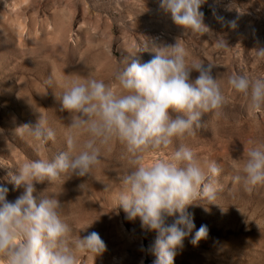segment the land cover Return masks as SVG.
<instances>
[{"label":"rangeland","instance_id":"1","mask_svg":"<svg viewBox=\"0 0 264 264\" xmlns=\"http://www.w3.org/2000/svg\"><path fill=\"white\" fill-rule=\"evenodd\" d=\"M200 11L209 29L203 35L177 26L160 0H0V186L8 189L7 200L24 190L10 174L18 175L25 161L66 150L71 119L59 99L67 80L91 75L115 87L113 75L127 59L136 55L148 62L156 49L179 41L190 61L213 66L226 106L223 118L205 114V127L183 141L202 165L216 162L220 190L216 205L201 199L187 208L195 228L177 249L174 264H264V185L249 191L243 180H233L238 174L233 160L246 158L247 142L264 143V110L253 112L227 84L234 74L264 79V59L253 51L264 48V0H206ZM198 75L193 71L191 79ZM40 115L56 131L46 152L17 130L35 125ZM180 143L150 153L145 163L168 159ZM131 167L125 147L114 141L90 177L35 184L37 196L60 201L74 236L97 232L106 243L101 255L80 253L78 264H154L157 233L117 208L121 178ZM174 219L166 218V224ZM202 225L208 236L193 245Z\"/></svg>","mask_w":264,"mask_h":264},{"label":"clouds","instance_id":"2","mask_svg":"<svg viewBox=\"0 0 264 264\" xmlns=\"http://www.w3.org/2000/svg\"><path fill=\"white\" fill-rule=\"evenodd\" d=\"M205 2L160 0V8L177 26L203 35L209 31L200 11ZM230 26L235 27V22ZM253 51L264 59V48ZM134 57L115 71V87L91 75L70 78L63 85L59 100L71 119L65 131L66 150L53 158L27 160L18 175L10 174L16 188L24 189L15 201L7 200L8 189L0 186V264H78L80 253L98 256L107 250L97 232L74 236L61 215L60 201L54 196H37L35 184L60 183L65 176L90 177L102 163V152L114 141L125 147L132 165L121 178L117 208L129 220L138 217L147 231L157 233L154 264H174L177 249L195 228L189 206L201 199L215 204L219 166L215 161L202 165L183 142L205 127V114L217 120L225 116L226 97L220 81L211 74L213 66L205 68L202 62L190 61L179 41L156 49L148 62ZM193 71L199 73L194 81ZM47 83L52 86V78ZM227 84L253 112L264 110V79L234 74ZM17 130L38 151L46 152L49 142L56 140V131L42 115L35 125L23 124ZM176 141L181 143L168 159L145 163L150 153L169 149ZM247 143L246 158L233 160L238 173L233 180H243L251 191L264 185V143ZM168 217H175L173 223L166 224ZM207 236L208 229L202 225L191 242L195 245Z\"/></svg>","mask_w":264,"mask_h":264}]
</instances>
